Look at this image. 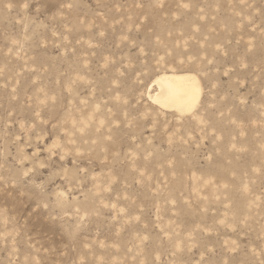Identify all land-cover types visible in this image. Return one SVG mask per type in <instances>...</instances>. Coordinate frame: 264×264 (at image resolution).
Returning a JSON list of instances; mask_svg holds the SVG:
<instances>
[{
    "label": "rangeland",
    "instance_id": "obj_1",
    "mask_svg": "<svg viewBox=\"0 0 264 264\" xmlns=\"http://www.w3.org/2000/svg\"><path fill=\"white\" fill-rule=\"evenodd\" d=\"M0 264H264V0H0Z\"/></svg>",
    "mask_w": 264,
    "mask_h": 264
},
{
    "label": "bare ground",
    "instance_id": "obj_2",
    "mask_svg": "<svg viewBox=\"0 0 264 264\" xmlns=\"http://www.w3.org/2000/svg\"><path fill=\"white\" fill-rule=\"evenodd\" d=\"M155 88L149 97L159 108L175 111L179 115L192 113L201 103L203 87L200 78L194 73L163 72L157 75L150 86Z\"/></svg>",
    "mask_w": 264,
    "mask_h": 264
}]
</instances>
